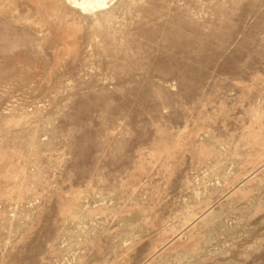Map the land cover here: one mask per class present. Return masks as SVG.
<instances>
[{"label": "rangeland", "instance_id": "374dc122", "mask_svg": "<svg viewBox=\"0 0 264 264\" xmlns=\"http://www.w3.org/2000/svg\"><path fill=\"white\" fill-rule=\"evenodd\" d=\"M0 264H264V0H0Z\"/></svg>", "mask_w": 264, "mask_h": 264}]
</instances>
